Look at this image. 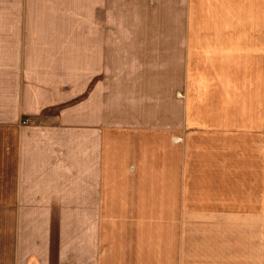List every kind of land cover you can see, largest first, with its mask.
Returning <instances> with one entry per match:
<instances>
[{"label":"crops","instance_id":"1","mask_svg":"<svg viewBox=\"0 0 264 264\" xmlns=\"http://www.w3.org/2000/svg\"><path fill=\"white\" fill-rule=\"evenodd\" d=\"M0 49V264H237L189 225L262 223L264 0H0Z\"/></svg>","mask_w":264,"mask_h":264},{"label":"rangeland","instance_id":"2","mask_svg":"<svg viewBox=\"0 0 264 264\" xmlns=\"http://www.w3.org/2000/svg\"><path fill=\"white\" fill-rule=\"evenodd\" d=\"M4 49H0V57L4 56ZM1 66H4V64H2ZM78 68L79 67H83L84 65H76ZM86 66V65H85ZM92 66V68L94 69V71H98L100 73V65H90ZM119 66H126V65H117V64H109L108 65V73H109V89L113 87V84H115V80H116V75H117V68ZM111 80H113L111 82ZM92 90V94L94 99H98V103H99V99H100V95H99V90H100V76L99 74L94 75L93 78V83L92 86L87 88V94H79L77 97V100L79 103H81L83 105L84 101H85V96L89 95L91 93ZM114 96H109V104L111 107L110 110V116L111 114H113L112 112H115V107L113 108V105L115 106V104L112 105V100L115 98H113ZM93 108V115H95V110L97 108H95V101H94V106ZM96 115H99L96 114ZM113 118V117H112ZM238 183H242V181L240 179H238ZM238 198H237V222L236 224H216V225H189V233H190V237H193L194 239H197L198 237H202L203 234H206V232H214V237L215 240H211L212 244H214L215 247L220 248V249H224V248H228L230 246V248H235L236 249V263L237 264H244V249L246 247H250V242H251V238H255V237H262V242H263V247H264V215L262 216V223H260V221H258V223L256 222V220H258V218H254V221H249L250 223L245 222L246 218L245 213L246 211L249 212V208L244 206V199H243V192H238ZM242 194V195H241ZM264 210V209H263ZM250 213V212H249ZM261 219V218H259ZM252 222V223H251ZM234 233L235 236V240H233V236ZM231 238V240H230ZM199 241V240H198ZM197 241V242H198ZM255 241V240H254ZM211 244V245H212ZM223 260V259H221ZM220 263H223L220 262Z\"/></svg>","mask_w":264,"mask_h":264}]
</instances>
